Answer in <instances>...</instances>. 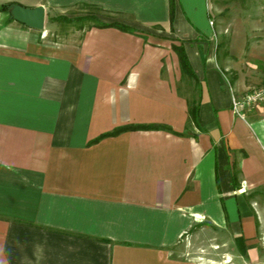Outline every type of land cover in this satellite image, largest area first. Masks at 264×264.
<instances>
[{
  "label": "crops",
  "instance_id": "0c3cea01",
  "mask_svg": "<svg viewBox=\"0 0 264 264\" xmlns=\"http://www.w3.org/2000/svg\"><path fill=\"white\" fill-rule=\"evenodd\" d=\"M8 2L46 19L92 6L135 31L73 24L50 40L58 23L0 10V264H224L176 255L204 226L226 264H264V109L234 112L248 87L224 71L208 0H176L173 20L170 0ZM151 124L169 128L94 141Z\"/></svg>",
  "mask_w": 264,
  "mask_h": 264
},
{
  "label": "rangeland",
  "instance_id": "374dc122",
  "mask_svg": "<svg viewBox=\"0 0 264 264\" xmlns=\"http://www.w3.org/2000/svg\"><path fill=\"white\" fill-rule=\"evenodd\" d=\"M209 23L214 29L215 48L222 66L231 81L241 80L248 88L264 83V0H208ZM96 15L104 21L114 19L99 8L78 5L60 12H49L47 24L58 23L60 32L46 38L59 39V36L76 26L93 21L79 20V17ZM66 16L71 21L61 20ZM59 17V21L56 18ZM54 18V19H52ZM263 81V82H262ZM189 98L196 99V87L188 82L183 87ZM220 235L211 226L198 229L191 236H184L177 254L188 257H202V261L226 264V249L220 245Z\"/></svg>",
  "mask_w": 264,
  "mask_h": 264
},
{
  "label": "trees",
  "instance_id": "16d2710c",
  "mask_svg": "<svg viewBox=\"0 0 264 264\" xmlns=\"http://www.w3.org/2000/svg\"><path fill=\"white\" fill-rule=\"evenodd\" d=\"M170 3H171V17H172V20H173V16H174V10H175V3H176V0H170ZM16 4V2H8V3H4L2 5H0V10H3V11H7L8 13H10L11 17L12 14H11V9L12 7ZM54 19V18H52ZM61 20H65V21H71V19L67 18L66 16H62L60 18ZM59 17L56 18V21H59L60 20ZM91 19L90 21H95V23H97L98 26L100 27H109V26H116L122 30H125V31H130V32H134L135 31V28L132 27V26H129L123 22H120V21H111V22H105L103 20H101L99 17H97L96 15H91L90 17H79V20L81 21H85V20H89ZM173 48L174 50L176 51V53L178 54L179 56V60H180V64H181V68H182V71L184 73H186L189 77L191 78H195V72L193 70V67L190 63V60L188 58V55L185 51V48L184 46L181 44V45H176L174 44L173 45ZM190 112L192 113V117H194V119L196 118V111H194L193 109L190 110ZM169 127L168 126H165V125H159V124H151V125H129V126H123V127H118L116 128L115 130H113L112 132H107V133H104L102 134L101 136H99L97 139H95L94 141H97L103 137H106V136H111V135H117L123 131H126V130H133V129H168ZM93 142V141H92Z\"/></svg>",
  "mask_w": 264,
  "mask_h": 264
},
{
  "label": "built area",
  "instance_id": "2783aa9c",
  "mask_svg": "<svg viewBox=\"0 0 264 264\" xmlns=\"http://www.w3.org/2000/svg\"><path fill=\"white\" fill-rule=\"evenodd\" d=\"M210 23L213 25V20H210ZM256 108L264 109V83L251 86L242 94H236L233 98V110L243 118H245L249 111Z\"/></svg>",
  "mask_w": 264,
  "mask_h": 264
},
{
  "label": "water",
  "instance_id": "95a60500",
  "mask_svg": "<svg viewBox=\"0 0 264 264\" xmlns=\"http://www.w3.org/2000/svg\"><path fill=\"white\" fill-rule=\"evenodd\" d=\"M11 14L15 20L31 28L42 30L45 27L46 9L43 5L28 7L16 3L11 9Z\"/></svg>",
  "mask_w": 264,
  "mask_h": 264
}]
</instances>
